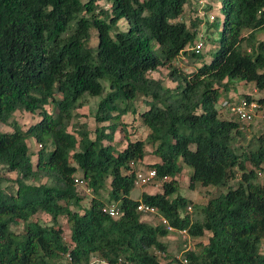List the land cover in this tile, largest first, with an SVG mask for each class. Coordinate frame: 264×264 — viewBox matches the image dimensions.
Masks as SVG:
<instances>
[{
    "label": "trees",
    "instance_id": "1",
    "mask_svg": "<svg viewBox=\"0 0 264 264\" xmlns=\"http://www.w3.org/2000/svg\"><path fill=\"white\" fill-rule=\"evenodd\" d=\"M99 1L0 0V123L12 127L0 131V166L17 174L14 191L0 187V264H64L66 253L67 264L91 256L104 264H165L157 254L167 250L163 238L179 234L159 217L189 237H207L173 264H264V181H256V170L264 171V130L249 148L237 146L241 122L220 117L216 108L235 79L251 82L260 95L245 96L264 105V37H257L264 31V0H219L223 21L209 61L202 59L204 47L196 53L192 46L201 22L217 23L208 19L210 3L188 25L185 9L199 12V0L196 6L191 0ZM189 58L199 64L185 72L177 62ZM159 67L168 69L173 87L150 76ZM88 96L100 97L94 137L77 119ZM139 99L145 108L132 109ZM16 111L40 118L22 129L13 120ZM128 112L138 113L144 138L125 131ZM118 130L121 138L114 140ZM28 137L38 144L35 161ZM148 154L153 160L145 163ZM181 162L192 168L191 189L226 187L224 197L192 204L174 195ZM140 166L156 170L160 191L132 197ZM76 176L92 194L88 207L81 205ZM140 203L157 213L137 210ZM108 204L118 207V216L103 210ZM190 205L200 217L191 216ZM38 212L50 223L32 220ZM20 223L21 231L12 229Z\"/></svg>",
    "mask_w": 264,
    "mask_h": 264
},
{
    "label": "rangeland",
    "instance_id": "2",
    "mask_svg": "<svg viewBox=\"0 0 264 264\" xmlns=\"http://www.w3.org/2000/svg\"><path fill=\"white\" fill-rule=\"evenodd\" d=\"M100 4H105L104 0L99 1ZM211 12L218 18L217 23L214 25L212 23L207 24L206 22H201L198 25V28L201 33H203V37H206L205 39V46L202 50V59L209 61L210 59V52L213 50L215 42L213 39H215L218 34L216 29L218 31L221 30L222 27V21H223V12L221 9V3L219 0H211ZM198 14L201 15L200 12L193 10L190 5H188L185 9V13L182 16V20L185 21L188 25L191 23V19L193 15ZM120 27L124 28L126 26V23L124 21H121ZM216 28V29H215ZM258 38L264 37V31H259L257 34ZM191 45V44H190ZM197 58H189L187 59H179L178 67L181 68L185 72H190L194 69L195 66H197L199 63L196 62ZM168 69L166 67H159L156 71H153L150 73V76L154 78H159L163 81V84L169 87H173L175 83H173L167 76ZM253 92V84L245 83L240 79L233 80V83L228 86V89L226 91L221 92L220 98L218 102L216 103V108L218 110V113L220 117H231V119H236L235 116H231L230 114L225 113V111L220 109V102L224 98H228L232 101H238L240 98L244 97L247 93ZM100 97H86L84 104L81 108L77 109L76 112L79 114H82L81 116L77 117L78 121L80 122H86L88 127L92 130V137H94L93 130L97 126L96 122L94 121V113L96 110L97 103L99 101ZM137 107L138 110H143L145 108V103L142 99H139L132 104L131 108ZM48 110H50V106L46 107ZM39 114L38 113H30L26 111H16L13 115V120L16 121L22 129H26L29 125L35 123L39 120ZM75 120V119H74ZM73 120V121H74ZM122 122L124 124L125 131L128 132L129 137L131 139L135 138H144L146 134V128L140 123L138 120V113L137 112H128L124 116H122ZM106 124V123H102ZM241 124V123H240ZM101 125V124H100ZM264 130V122L252 124L248 127H245L244 129H241L243 136L239 138V141L237 142V146H241L244 148H249L252 145L253 139ZM0 131H12V127L9 124L0 123ZM120 130H118L114 135V140H119L121 138ZM29 151L33 154L32 160L35 161L36 159V152L38 150V144L36 143L35 139L33 137H28L26 139ZM125 145V142L122 143L120 148H122ZM152 148L150 145H147V151H150ZM153 160V157L151 154H148L146 158L144 159V162H150ZM142 165V164H141ZM181 165L183 167L182 172L179 174V189L176 194L182 195L183 197H186L191 200L192 204H203L210 198H218L220 199L221 196L225 194L226 187H214V186H208L203 187L199 184L195 186L194 189H191L189 187V175L192 172V168L188 166L187 164L181 162ZM264 166V165H263ZM140 168H145L143 166H140ZM256 181L263 182L264 181V171L262 169L256 170ZM77 175H81L80 173ZM17 174L15 172H9L2 166H0V187L3 188L6 192H11L16 189V178ZM237 177L235 179H232L229 181V184L232 186L236 185V182H238L240 178V173L237 172ZM42 182L45 181V178L41 180ZM77 192L81 199V205L83 207H88L90 203V199L92 197V194L90 191H87L86 187L76 186ZM161 190V186L159 181H157L154 184H147L142 185L140 187H136L134 190H132L131 195L133 197H137L142 191L148 192V193H155ZM102 197L104 199H107V192H102ZM223 199V198H222ZM75 209V208H74ZM190 214L193 218L200 217V214H197L194 212L193 207L190 205ZM32 220H37L42 224H48L50 223V216L44 212H38L35 215L32 216ZM156 218L152 219V222H155ZM59 224L63 226V235L64 239L66 241H69V228L66 223L65 217L59 218ZM12 229L16 231L22 230V224L14 225L12 226ZM207 237L206 235L199 238H193L188 237L187 240L182 239L177 234H170L163 238V241L165 242L167 246L166 252H157L158 256L160 257L161 261L165 264H173V259L175 257L181 258L183 254L184 244L189 246V250L195 249L196 245L199 241H206ZM261 251L264 252V242H262Z\"/></svg>",
    "mask_w": 264,
    "mask_h": 264
},
{
    "label": "built area",
    "instance_id": "3",
    "mask_svg": "<svg viewBox=\"0 0 264 264\" xmlns=\"http://www.w3.org/2000/svg\"><path fill=\"white\" fill-rule=\"evenodd\" d=\"M211 0H199V12L203 16L205 11L203 10L205 4L210 3ZM207 16L209 21H212L215 19V15L211 12H207ZM204 47V37L203 33L198 31V35L196 40L194 41V44L192 46V49L197 53ZM220 109L225 111V113L230 114L231 116H235V118L241 122L240 129H244L245 127H248L252 124L261 123L264 122V105L260 104L256 99L251 98L248 99L245 95L244 97L240 98L238 101H232L228 98H224L220 102ZM40 146V145H39ZM135 185L137 187H140L142 185L147 184H154L157 180V173L154 168H140L136 170L135 172ZM164 179H167L166 176L163 177ZM76 186H85L86 183L85 180L82 179L79 176H76L75 179ZM87 191L89 189L86 187ZM190 209V207H188ZM104 211H106L110 216L116 217L119 215V209L115 204H108L103 208ZM137 210L147 213V214H156V209L150 205L140 203L137 207ZM159 221L166 225L167 230L171 232H177L182 239L187 240L189 237L187 230L182 229L176 231L174 227L168 224L167 220L163 217H159ZM189 246L184 244L183 251H188ZM66 261L64 264H67V262L71 261V256L69 253L65 254ZM186 260H184L185 262ZM84 264H104V261L100 257L91 256L89 261Z\"/></svg>",
    "mask_w": 264,
    "mask_h": 264
},
{
    "label": "crops",
    "instance_id": "4",
    "mask_svg": "<svg viewBox=\"0 0 264 264\" xmlns=\"http://www.w3.org/2000/svg\"><path fill=\"white\" fill-rule=\"evenodd\" d=\"M196 1L197 0H191L192 2V6H196ZM247 94H251L254 97H257L260 95V93L255 89L254 85H253V92L252 93H247ZM133 197V196H132Z\"/></svg>",
    "mask_w": 264,
    "mask_h": 264
}]
</instances>
